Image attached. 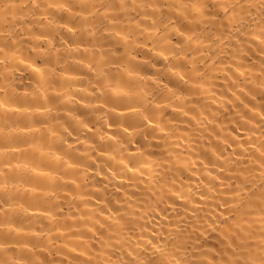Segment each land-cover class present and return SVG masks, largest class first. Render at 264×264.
<instances>
[{"label": "clouds", "instance_id": "9594fccd", "mask_svg": "<svg viewBox=\"0 0 264 264\" xmlns=\"http://www.w3.org/2000/svg\"><path fill=\"white\" fill-rule=\"evenodd\" d=\"M0 264H264V0H0Z\"/></svg>", "mask_w": 264, "mask_h": 264}, {"label": "bare ground", "instance_id": "6f19581e", "mask_svg": "<svg viewBox=\"0 0 264 264\" xmlns=\"http://www.w3.org/2000/svg\"><path fill=\"white\" fill-rule=\"evenodd\" d=\"M209 223H211L210 221H209ZM207 236H208V238L209 239H212L213 237H212V234H210V233H208V234H206Z\"/></svg>", "mask_w": 264, "mask_h": 264}]
</instances>
